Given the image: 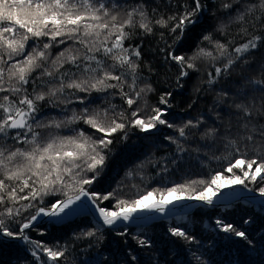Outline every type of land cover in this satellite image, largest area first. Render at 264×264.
I'll use <instances>...</instances> for the list:
<instances>
[{
  "label": "snow or ice",
  "instance_id": "1",
  "mask_svg": "<svg viewBox=\"0 0 264 264\" xmlns=\"http://www.w3.org/2000/svg\"><path fill=\"white\" fill-rule=\"evenodd\" d=\"M234 2L239 4L240 0ZM141 7L133 8L126 13L124 19H121L120 12L114 11L118 5L113 3L109 6L108 0H0V94L7 93L0 95V206H2L0 236L22 240L32 246V256L37 261H40V256L37 255L38 249L42 250L52 262L58 261L65 255V250L46 247L39 241L31 240L25 234V230L32 228L41 214L59 217L66 209L75 212L76 209L72 206L82 197L92 200L110 198L109 195L89 193L85 188L86 185L91 186L95 182L100 174L99 170L104 166L106 157L103 150H107L113 143L108 137L124 131L129 126L147 133L162 125L175 128L179 136L187 140L190 136V133L185 131L187 128L199 129L205 123L203 119L197 118L195 122L189 120L184 126L176 127L169 123L166 111L160 107H153L152 114L146 118H141L140 110L136 109L131 113L132 119H129L124 111L115 112V105L103 110H90L88 107L80 112L72 110L70 118L63 120L51 119L48 122L36 120L38 102L45 100L52 104L57 101L65 104L78 101L83 104L84 99L77 93L91 95L93 91L106 92L108 89H118L125 103L132 107L141 99V94L146 95L154 91L150 85L136 91L137 80L140 78L138 70L141 52L138 48L125 47L124 44L132 35L126 29L138 26L145 33L152 32V20L146 11L141 10ZM222 7L230 9L232 3H224ZM204 8L205 5L201 0H193V6L187 9L170 29L175 33L174 44L185 39L186 30L195 32L203 19L200 14ZM255 13H259L257 19L264 17V0H256L255 3L245 5L244 11L235 19L243 23L246 16ZM136 16H139V20H135ZM169 20H176V17H169ZM155 23L161 27H168V21L163 18L156 20ZM223 29L224 26L221 25L217 30L223 31ZM241 31L247 33L246 28H242ZM203 40L214 43L218 55L214 56L212 52L199 48L196 54L187 59L172 53L166 57L180 66L181 71L177 79L179 87H183L179 82L180 78L189 75L186 69L199 71L194 61L200 57L212 60L223 58L225 60L223 68L216 67L215 75L211 72L208 74L207 83L211 87L218 82L221 75L227 76L229 69L238 61L249 63L247 54L254 52L261 41H264V37L252 36L232 51H229L232 41L222 44L213 41L211 35L203 36ZM29 41H32V44H29ZM62 44L68 46L53 57L51 50ZM97 53L111 59L113 63L106 65L105 59L98 58ZM65 65L72 67L66 68ZM117 69L121 70L118 74ZM45 77L47 79H44ZM37 81L40 82L39 85L36 84ZM30 83L34 85L31 93L26 87ZM126 83L131 92L135 93L134 97L124 91ZM248 83L264 85V80L252 79ZM37 87H41V90L37 91ZM43 88H47V91ZM259 91L261 93L259 103L243 84L234 94L222 90L213 103L215 107L222 106L228 110V131H231V117L235 114L239 122L237 127L243 132L240 139L252 142L259 137L261 145L264 146V124L259 123V119L264 117V87ZM60 97L64 99L61 100ZM170 97V93L161 96L159 103L170 107ZM213 114L223 123L220 112ZM80 122L101 133L102 136L94 138L78 129H72V134L68 135H62L59 131ZM37 129L55 131L42 134ZM12 130H16V133L10 136ZM220 131L216 126L205 127L201 139L214 140ZM222 138L227 141L226 147L239 152L235 139L228 135ZM9 139L24 147L9 145L7 143ZM167 139L177 144L178 150H185L176 138L167 137ZM253 165H257L254 171ZM233 169H238L241 174H236ZM262 170H264V162L257 164L256 159L237 158L226 169L228 173H232L231 176L217 173L207 181L203 179L191 181L163 191L156 189L131 201L120 199L116 204V211L98 208L99 216L104 225L111 227L118 221H131L138 211L164 213L174 202L187 200L212 205L213 198L226 187L242 185L248 188L245 182L256 184L258 177L260 182L264 183ZM86 172L94 175L89 178L84 174ZM197 183L203 185L199 191L193 187ZM73 192L75 195L71 194ZM259 194L264 197V187L259 188ZM48 195H62L65 198L53 204L49 210L39 208L34 215L27 218V222L21 223L18 231L10 230L7 220L19 223L15 218L22 214V210L32 207L31 201L40 199L42 203L43 197ZM154 196H158V199L154 203H149ZM22 201L29 203L23 204ZM217 224L225 233H233L237 237L248 239L244 231L230 224H224L219 220ZM170 232L174 237L190 243L195 242V239L185 231L171 228ZM117 234L124 235V233ZM86 235L92 237L95 233L88 231ZM138 243L141 246H151L146 240H139ZM132 259L134 260L135 257L133 256Z\"/></svg>",
  "mask_w": 264,
  "mask_h": 264
},
{
  "label": "trees",
  "instance_id": "2",
  "mask_svg": "<svg viewBox=\"0 0 264 264\" xmlns=\"http://www.w3.org/2000/svg\"><path fill=\"white\" fill-rule=\"evenodd\" d=\"M201 2L205 8L201 11L200 15L203 19L199 26L194 33L186 30L185 39L174 44L175 33L170 29L183 13L193 6V0H108L109 6L113 3L118 5L114 11L120 12L121 19H124L126 13L133 8L142 6L141 10L146 11L152 20L151 34L145 33L138 26L126 29L132 35L125 40V47L138 48L141 52L138 70L140 78L137 80L136 91L146 85L154 89L146 95L141 94V99L132 107L125 103L118 89H108L106 92L93 91L91 95L77 93L84 99L83 104L78 101L68 104L59 101L52 104L48 100L38 102V112L35 116L37 121L43 122L70 118L72 110L80 112L85 107L90 110H103L109 109L111 105L116 106L115 112L124 111L129 119H132L131 113L136 109L140 110L141 118H146L152 114L153 107H160L166 111L169 123L176 127L184 126L189 120L195 122L197 118L205 121L199 129L185 130L190 133L187 140L180 137L175 128L162 125L147 133L129 126L124 131L108 137L113 143L107 150H103L106 157L104 166L99 170L100 174L95 182L91 186H85L89 193L109 195L110 198L107 200H94L98 207L116 211V204L120 199L131 201L156 189L163 191L191 181L201 179L207 181L217 173L231 176L232 173H228L226 169L237 158L256 159L257 164L264 162V146L261 145L260 138L257 137L252 142L240 139L243 132L237 127L239 122L235 114L231 117V131H228V110L222 106L215 107L213 103L219 92L223 90L234 94L241 84L259 103L261 97L259 89L264 85L249 84L248 81L264 80V41H261L254 52L247 54L249 63L238 61L229 69L227 76L221 75L218 82L211 87L207 83L208 74L211 72L215 75L216 67L223 68L225 63L223 58L212 60L200 57L194 61L199 71L186 69L189 75L180 78L179 81L183 87L177 84L180 66L170 58L166 59L169 53L187 59L196 54L199 48L212 52L214 56L218 55L215 44L203 40L205 35H211L213 41L222 44L232 41L229 51L245 43L252 36L264 37V17L257 19L259 13L246 16L243 23L235 19L244 11L245 5L255 3L256 0H240L239 4L234 0H201ZM224 3H232V8H223ZM169 17H176V20H169ZM161 18L168 21V27H161L155 23ZM135 20H139V16H136ZM221 25L224 29L218 31ZM242 28H246L247 33L242 32ZM29 44H32V41H29ZM67 46L62 44L54 47L51 50L53 57ZM97 56L105 59L106 65L113 63L111 59L102 57L99 53ZM65 67L72 66L65 65ZM119 71L121 70L117 69V74ZM128 81L131 82L130 77ZM36 84L39 85L40 82L37 81ZM26 87L31 93L34 85L30 83ZM41 87H37V91H40ZM43 90L47 91V88ZM124 91L130 96H135L127 83L124 85ZM168 93L171 94L170 107L159 103L161 96ZM214 112H220L223 123L216 119ZM259 123L264 124V117L259 119ZM208 126L220 128V134L216 139H201L204 128ZM72 129L82 130L94 138L102 136L83 122L59 131L62 135H68L72 134ZM37 130L42 134L55 131L54 129ZM15 133L16 131L12 130L10 136ZM224 135L237 141L239 152L226 147L227 141L222 138ZM167 137L176 138L185 150H178L177 144L172 143ZM7 143L15 147H24L12 139ZM233 171L238 175L241 174L238 169ZM84 174L89 178L94 175L91 172ZM245 183L248 184V188L241 185L243 193H259V188L264 187L259 177L256 184L248 181ZM193 187L199 191L203 185L197 183ZM71 194L75 195L74 192ZM64 198L62 195H48L43 197L42 203L40 199L31 201L32 207L22 210V214L15 218L19 223L7 220L8 227L13 232L18 231L21 223L27 222V218L34 215L39 208L49 210L53 204ZM22 203L27 204L29 201ZM218 220L244 231L248 239L214 229ZM171 228L185 231L195 239V242L190 243L172 236ZM88 231H93L95 235L88 237L86 235ZM25 234L31 240L39 241L46 247L65 250L64 257L52 262L42 250L38 249L37 255L40 256V261H37L32 256V246L29 244L22 240L10 241L0 238V264H264V211L245 204H237L226 209L203 206L191 213L186 221H161L129 228H99L88 216L76 217L64 222L46 224ZM139 240H146L151 246H141Z\"/></svg>",
  "mask_w": 264,
  "mask_h": 264
},
{
  "label": "water",
  "instance_id": "3",
  "mask_svg": "<svg viewBox=\"0 0 264 264\" xmlns=\"http://www.w3.org/2000/svg\"><path fill=\"white\" fill-rule=\"evenodd\" d=\"M87 191H89V190H87ZM259 196H260L259 193H242V194H238V195L235 194V195H232L230 200L214 201L212 205H206L203 202H199V201H187L186 200V202L181 204L180 206L169 207L168 210H166L164 213H155L154 212V214L145 216L143 218L133 216L131 221L133 223L134 222H141V223L146 224V225H151L153 223H158L161 221H166V222H171L173 220L186 221L188 219L189 215L191 213H193V211H195L199 207H203V206L214 207V208H218V209H225V208H229L231 206L237 205V204H245V205H252V206L256 207L253 203L246 202L245 199L247 197H259ZM259 207H261L262 210H264L263 205H260ZM73 216H78V217L88 216L93 220V223L97 227L105 228V229L106 228H129V227L134 226V224H133L130 226L113 225V226L109 227V226L103 224V220H99L97 217L93 216L92 212H90L89 210L71 213L68 217H66L64 219H68V218L73 217ZM55 219H56V217H48V216L40 215L37 218V220L33 223V227L25 230V233H27L33 229H36L38 227H41L43 225L55 223V221H56ZM146 225H144V226H146ZM0 238L10 240V241H16V239H12V238H8V237L0 236Z\"/></svg>",
  "mask_w": 264,
  "mask_h": 264
},
{
  "label": "bare ground",
  "instance_id": "4",
  "mask_svg": "<svg viewBox=\"0 0 264 264\" xmlns=\"http://www.w3.org/2000/svg\"><path fill=\"white\" fill-rule=\"evenodd\" d=\"M263 172H264V170H262V173H261L262 175H263ZM232 186H234V185H231L229 187H232ZM229 187H226V188H229ZM235 194H237V195L238 194H242V192H239V193H234V192L233 193L220 192L218 196H216V197L213 198V200L214 201H227V200H230L231 197H232V195H235ZM156 199L157 198L154 196L149 201V203H154ZM245 201L248 202V203H253L256 206L255 208L257 210H259V208H261V207H259L260 205H263L264 206V197H262V196H259V197H247L245 199ZM185 202H186V200L185 201H182V202H174L172 205H169V207L180 206L181 204H183ZM231 207H233V206H231ZM231 207H229V208H231ZM72 208L73 209H76L75 212L89 210L90 212H92V215L93 216L97 217L99 220H102V218L99 216V212H98V208H100V207H98L96 205V203L94 202V200L89 199L88 197H82L81 200L78 201L76 205H73L72 206ZM65 213H67V215ZM65 213H61V215L59 217H56L55 220L56 221H59V222H64V221H67V220L74 219V218L78 217V216H73V217H70L68 219H64V218L68 217L71 213H74V212H72L70 209H66L65 210ZM151 214H154V212H147V211H145V212H139L138 211L136 214H134V217L143 218V217L148 216V215H151ZM133 224H134V226H136V225H142V226L146 225V224H143L141 222H134L133 223L132 221H126V222L125 221H118L116 225L117 226H130V225H133Z\"/></svg>",
  "mask_w": 264,
  "mask_h": 264
},
{
  "label": "rangeland",
  "instance_id": "5",
  "mask_svg": "<svg viewBox=\"0 0 264 264\" xmlns=\"http://www.w3.org/2000/svg\"><path fill=\"white\" fill-rule=\"evenodd\" d=\"M255 168L256 167H253V171L255 170ZM264 173V172H263ZM262 175V174H261ZM221 192H226V193H239V192H242L241 191V185H234V186H232V187H229V188H224V189H222L221 190ZM243 193V192H242ZM156 197V196H155ZM157 199H158V197H156ZM110 211V210H109ZM55 223H59V221H55ZM214 229H216V230H218V231H222L221 230V226L220 225H218V224H216V226H215V228ZM223 232V231H222ZM225 233V232H224ZM226 234H228V233H226Z\"/></svg>",
  "mask_w": 264,
  "mask_h": 264
}]
</instances>
